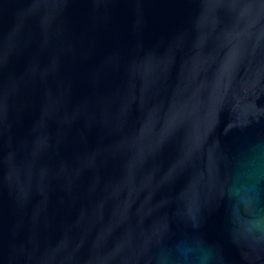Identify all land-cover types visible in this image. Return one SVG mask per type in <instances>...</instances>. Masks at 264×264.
<instances>
[{
	"label": "water",
	"instance_id": "water-1",
	"mask_svg": "<svg viewBox=\"0 0 264 264\" xmlns=\"http://www.w3.org/2000/svg\"><path fill=\"white\" fill-rule=\"evenodd\" d=\"M0 264H264V0H0Z\"/></svg>",
	"mask_w": 264,
	"mask_h": 264
}]
</instances>
